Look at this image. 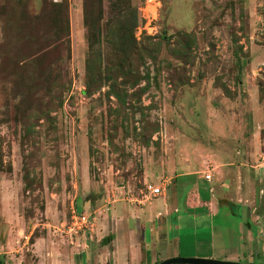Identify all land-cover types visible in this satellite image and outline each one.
I'll list each match as a JSON object with an SVG mask.
<instances>
[{
    "label": "rangeland",
    "instance_id": "374dc122",
    "mask_svg": "<svg viewBox=\"0 0 264 264\" xmlns=\"http://www.w3.org/2000/svg\"><path fill=\"white\" fill-rule=\"evenodd\" d=\"M61 1L0 0V264H147L100 245L105 215L188 163L214 188L243 162L264 191V0ZM220 209L179 258L264 264V227L248 242Z\"/></svg>",
    "mask_w": 264,
    "mask_h": 264
},
{
    "label": "crops",
    "instance_id": "0c3cea01",
    "mask_svg": "<svg viewBox=\"0 0 264 264\" xmlns=\"http://www.w3.org/2000/svg\"><path fill=\"white\" fill-rule=\"evenodd\" d=\"M230 159L233 158L229 156ZM237 164L233 168L232 163H228L230 167H223L225 170L221 171V173V168L219 169L216 180H223V184L215 185V189L210 188L206 181H196L195 179V183L185 193L183 201L180 204L177 198V188L174 180L181 175H191L190 172L197 168L192 163L185 164V169L188 170L187 172L173 176L172 185L167 187L165 197L153 199L142 207L131 206L124 200H114L111 205V207L113 206L112 214L105 215L103 226L106 225L107 229L106 231L104 230L105 233L103 231L104 235H101V238L103 239L105 238L104 236L107 237V234H110L112 236L110 243L113 246L118 244V237L127 238L128 236L130 241L126 242L124 239L122 241V247L116 246L117 255L115 254V256L120 254L126 255L131 248H134V257L136 259L144 254L147 264H156L160 261L179 258L183 255L181 254V236L178 233L183 224L187 223L192 228L189 231H192L197 226H201L204 220L208 218L209 225H211V219L218 215L219 210H221L220 208H224L228 217H237L240 221L239 226L241 225L243 229L247 230L245 236L247 241L257 244L259 242L258 239L263 237L264 214L261 212L262 205L260 203L264 199V191L260 189L252 191L250 187L243 190L241 184H243V177L244 175L246 176L247 169H245L246 166L243 162ZM152 178L154 179V177ZM232 180H235V183H232ZM259 191L263 194L261 198L260 196L258 197ZM101 212L103 214L106 213L103 209ZM173 216H176L174 220H172ZM184 217L187 218L188 222L183 221ZM109 220L113 223L111 229ZM258 220H260V224H258L260 228L257 227L258 225L255 226L253 224ZM133 225L136 227V232L132 230ZM193 234L191 233L189 236L195 242ZM251 239H254V241L252 242ZM186 249L189 252L184 254L183 257H200L196 259L214 258L210 253L211 251L202 256L190 252V249H193L190 242ZM253 253L246 252L242 260L239 255L234 259L237 260V263L254 264L252 259L256 255H253Z\"/></svg>",
    "mask_w": 264,
    "mask_h": 264
},
{
    "label": "built area",
    "instance_id": "2783aa9c",
    "mask_svg": "<svg viewBox=\"0 0 264 264\" xmlns=\"http://www.w3.org/2000/svg\"><path fill=\"white\" fill-rule=\"evenodd\" d=\"M53 2H60L61 0H52ZM204 180L206 182H210L211 175L206 174L204 177ZM167 185L160 183L158 185L147 182L144 183L143 189L139 191L138 194L130 193L129 191L126 193H123L125 201L128 203H135L139 206H144L149 201L159 198V197H165L167 193ZM127 196V197H125ZM87 211V210H86ZM86 211L81 214H77L74 210L71 213V229L74 230H92L94 226V221L91 220L90 216L86 215Z\"/></svg>",
    "mask_w": 264,
    "mask_h": 264
},
{
    "label": "trees",
    "instance_id": "16d2710c",
    "mask_svg": "<svg viewBox=\"0 0 264 264\" xmlns=\"http://www.w3.org/2000/svg\"><path fill=\"white\" fill-rule=\"evenodd\" d=\"M62 2V1H61ZM176 188H177V198L179 204L182 203L185 193L192 187L195 183V176L194 175H181L175 178L174 180ZM112 240V236L108 235L107 237L103 238L101 241L102 245H106L110 243Z\"/></svg>",
    "mask_w": 264,
    "mask_h": 264
},
{
    "label": "water",
    "instance_id": "95a60500",
    "mask_svg": "<svg viewBox=\"0 0 264 264\" xmlns=\"http://www.w3.org/2000/svg\"><path fill=\"white\" fill-rule=\"evenodd\" d=\"M157 264H241L231 261H218L213 259H191V258H170Z\"/></svg>",
    "mask_w": 264,
    "mask_h": 264
}]
</instances>
